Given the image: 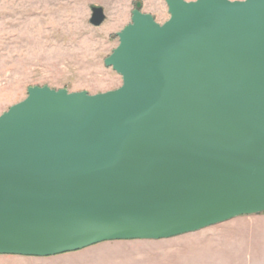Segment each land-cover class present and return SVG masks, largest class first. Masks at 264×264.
I'll use <instances>...</instances> for the list:
<instances>
[{
	"label": "water",
	"instance_id": "1",
	"mask_svg": "<svg viewBox=\"0 0 264 264\" xmlns=\"http://www.w3.org/2000/svg\"><path fill=\"white\" fill-rule=\"evenodd\" d=\"M104 64L120 88L49 86L0 116V255L159 241L264 213V0H166ZM106 20L92 7L91 25Z\"/></svg>",
	"mask_w": 264,
	"mask_h": 264
},
{
	"label": "rangeland",
	"instance_id": "2",
	"mask_svg": "<svg viewBox=\"0 0 264 264\" xmlns=\"http://www.w3.org/2000/svg\"><path fill=\"white\" fill-rule=\"evenodd\" d=\"M138 3L158 23L170 19L166 0H0V116L33 86L90 95L120 88L122 77L104 62ZM92 7L106 13L99 27L90 23ZM258 216L264 213L171 239L106 242L55 257L0 255V264H264Z\"/></svg>",
	"mask_w": 264,
	"mask_h": 264
},
{
	"label": "crops",
	"instance_id": "3",
	"mask_svg": "<svg viewBox=\"0 0 264 264\" xmlns=\"http://www.w3.org/2000/svg\"><path fill=\"white\" fill-rule=\"evenodd\" d=\"M254 218H263V219H264V216H262V217H259V216H258V217H254Z\"/></svg>",
	"mask_w": 264,
	"mask_h": 264
}]
</instances>
